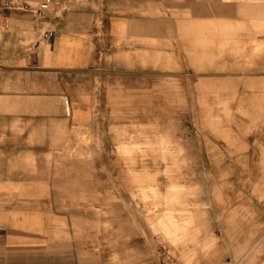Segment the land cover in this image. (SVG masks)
Segmentation results:
<instances>
[{"label":"crops","instance_id":"crops-1","mask_svg":"<svg viewBox=\"0 0 264 264\" xmlns=\"http://www.w3.org/2000/svg\"><path fill=\"white\" fill-rule=\"evenodd\" d=\"M262 32L264 0H50L40 19L0 3V264H107L101 252H94L98 262L82 256L92 248L74 228L77 220L96 219L86 211L91 207L110 210L112 236L119 232L125 245L146 248L133 225V187L123 181L118 159L108 158L104 169L99 153L90 166L97 169H87L86 160L71 164L63 151L71 126L109 128L123 126V114L174 112L160 102L170 88L165 81H191L201 131L238 176L254 170L264 177V62L254 71L231 69L243 55L242 38L255 42ZM174 180L184 189L173 201L166 199L169 186L163 196L186 204L194 188ZM254 191L264 197V184ZM223 227L237 256L244 246L236 245V210ZM200 228L192 227L187 242L198 239ZM200 247L212 250L213 264H231L232 254L216 248L212 235Z\"/></svg>","mask_w":264,"mask_h":264},{"label":"rangeland","instance_id":"rangeland-1","mask_svg":"<svg viewBox=\"0 0 264 264\" xmlns=\"http://www.w3.org/2000/svg\"><path fill=\"white\" fill-rule=\"evenodd\" d=\"M256 35L260 37L255 42L242 38L243 55L239 53L238 63L231 69L254 71L260 67L259 62H264V32ZM230 62H233L231 57ZM239 65L246 67L239 69ZM163 83L170 88L161 96L160 102L174 112L158 116L150 114L145 119L137 113L123 114L118 120L125 124L109 128L81 129L74 125L69 130V144L64 151L59 150L69 156L71 164L78 159L81 162L86 160L87 169H97L90 166L99 153L103 160L96 163L98 167L102 164L104 169L109 167L108 158L118 159L123 181L133 187V225L140 240L147 241L146 248L125 245L119 232L117 236L111 235L114 224L109 219L111 212L108 208H86L92 216L93 211L96 212V219L90 217L74 222V228L80 235L84 233L88 246L92 248L82 256L95 258L98 262L99 257L94 252H101L107 264H213L212 250L204 251L200 247L207 234L215 238L216 248L223 246L232 254L226 259L231 264H264V197L254 191L257 183L264 184V177L254 175V170L247 172L246 176H238L233 161L225 159L220 147L201 131L195 118L191 81ZM99 84L97 80L96 86ZM254 130L260 131L259 128L249 131ZM159 135H168L161 139L165 142L146 144ZM121 142L140 144L119 145ZM149 171L155 172L154 178L153 175L148 177ZM174 177L194 188L186 204L166 201H173V194L184 189ZM168 186L170 189L165 199L162 192ZM212 201L220 208L211 207ZM231 210H236L240 226L235 243L244 246L237 256L232 253L234 251L224 235L223 222ZM191 214L198 215L192 223ZM193 226L200 228L198 239L187 242ZM95 232L101 235V241L94 239L92 234Z\"/></svg>","mask_w":264,"mask_h":264},{"label":"built area","instance_id":"built-area-1","mask_svg":"<svg viewBox=\"0 0 264 264\" xmlns=\"http://www.w3.org/2000/svg\"><path fill=\"white\" fill-rule=\"evenodd\" d=\"M0 3L4 6H14L23 10H29L31 11L33 14H35V16L37 18H43L45 16L46 10L48 9V5L50 3V0H44L42 3L36 5V6H32L28 3H17L16 1L13 0H0ZM48 32H45L43 34V38L42 40L45 41L48 39L49 37ZM65 111L67 114H69V105H68V101L65 100ZM163 248H165V246H163Z\"/></svg>","mask_w":264,"mask_h":264}]
</instances>
